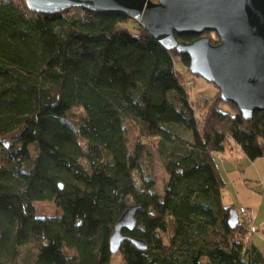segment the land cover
<instances>
[{
    "label": "trees",
    "instance_id": "trees-1",
    "mask_svg": "<svg viewBox=\"0 0 264 264\" xmlns=\"http://www.w3.org/2000/svg\"><path fill=\"white\" fill-rule=\"evenodd\" d=\"M132 22L0 0V264H20L28 245L32 264H111L114 256L122 264H264L245 227L227 225L232 207L222 202L214 160L230 142L250 162L263 158L264 112L245 119L231 103L223 112L217 95L191 102L175 66H188L187 56L139 23L127 29ZM130 122L139 139L157 140L161 193L145 144L130 142ZM50 202L61 215L37 217L33 205ZM130 206L135 227L122 230L112 254L109 237Z\"/></svg>",
    "mask_w": 264,
    "mask_h": 264
},
{
    "label": "water",
    "instance_id": "water-1",
    "mask_svg": "<svg viewBox=\"0 0 264 264\" xmlns=\"http://www.w3.org/2000/svg\"><path fill=\"white\" fill-rule=\"evenodd\" d=\"M39 14L52 15L72 8L125 15L166 50L187 56L188 71L211 83L222 103L233 104L249 119L264 112V0H24ZM204 33H214L218 43H210ZM193 36L190 42L178 36ZM136 207H128L109 237L110 253H116L126 239L123 229L135 227ZM238 224L235 210L228 212L227 225ZM139 250L144 242L129 239Z\"/></svg>",
    "mask_w": 264,
    "mask_h": 264
},
{
    "label": "rangeland",
    "instance_id": "rangeland-1",
    "mask_svg": "<svg viewBox=\"0 0 264 264\" xmlns=\"http://www.w3.org/2000/svg\"><path fill=\"white\" fill-rule=\"evenodd\" d=\"M151 3H156L157 0H147ZM137 22H132L126 25V28L134 31ZM208 37L209 35H205ZM213 38V35H211ZM214 39V38H213ZM176 69L183 74L182 84L185 91L187 92L191 102H196L201 99H213L216 95L218 96V90L212 85L201 79L198 76L191 75L188 71V66H183L179 63L175 64ZM220 110L223 112L230 111L227 104L221 103ZM195 117L198 119L202 117V112L199 109L195 110ZM130 142L132 143L135 139H139L137 136V125L133 122L128 123ZM146 148L145 167L147 173L155 181V191L161 193L163 187L167 181V175L164 170L163 158L158 153L157 140H148L140 138ZM264 143V140H263ZM230 149L232 152L237 150L236 146L230 142L226 145L225 150ZM30 155L33 157L35 153L32 148L29 147ZM238 151V150H237ZM236 154V153H234ZM233 156L232 154L229 155ZM241 157V155H240ZM237 155V159H239ZM235 163L240 165L235 167L232 172L226 173L224 167L221 168L225 181L227 183L225 189L222 192V202L224 206H231L233 210H237L239 206H244L257 215L255 226L257 232L250 237L246 232L247 242H252L261 252L264 257V158L257 160L254 164L244 159V161L238 160ZM35 215L39 218H50L59 217L61 215L58 208L50 203H36L33 205ZM252 238V239H251ZM164 242L167 237L162 236ZM34 258V248L30 245L25 246L21 249V255L19 257L20 264H32ZM111 264H122L119 256H114L111 260ZM202 264H208L206 259H202Z\"/></svg>",
    "mask_w": 264,
    "mask_h": 264
},
{
    "label": "crops",
    "instance_id": "crops-1",
    "mask_svg": "<svg viewBox=\"0 0 264 264\" xmlns=\"http://www.w3.org/2000/svg\"><path fill=\"white\" fill-rule=\"evenodd\" d=\"M237 148V147H236ZM238 150V151H237ZM237 150H235V152H232L230 149H227L226 148V150L224 149V151H222V152H219V153H215L214 154V160H215V163H216V165H217V167H218V169H219V172H220V174H221V177L223 178V180H224V182H225V186H224V189H225V187H226V185H227V183H226V181H225V178H224V176H223V173H222V170H221V168H223L224 169V167H225V171H226V173H229V172H232V170H234L235 169V167H236V169H237V166H239L240 164L239 163H235V162H237L238 160H241L242 159V161H244V159H246L243 155H242V153L239 151V149L237 148ZM234 153H236V154H234ZM233 155V156H229V155ZM237 155H238V157H240V155H241V157L239 158V159H237ZM264 158V157H263ZM261 159V158H260ZM247 160V159H246ZM257 160H259V159H256V160H254L253 162H250L251 164H254ZM223 189V190H224ZM239 207H244V206H239ZM238 207V208H239ZM236 211V210H235ZM253 213V212H252ZM254 214V213H253ZM254 216H255V222H256V220H257V215L256 214H254ZM252 239V238H251ZM249 243H251L252 244V242L250 241ZM260 251V250H259Z\"/></svg>",
    "mask_w": 264,
    "mask_h": 264
},
{
    "label": "built area",
    "instance_id": "built-area-1",
    "mask_svg": "<svg viewBox=\"0 0 264 264\" xmlns=\"http://www.w3.org/2000/svg\"><path fill=\"white\" fill-rule=\"evenodd\" d=\"M236 213H237L238 221L245 227L248 237L255 234L257 232V229L255 226L254 214L245 207H239L236 210Z\"/></svg>",
    "mask_w": 264,
    "mask_h": 264
}]
</instances>
